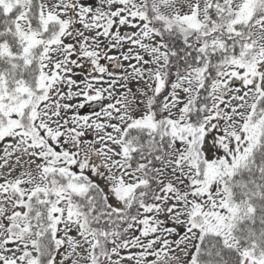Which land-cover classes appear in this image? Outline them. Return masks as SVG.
<instances>
[{
  "label": "snow or ice",
  "instance_id": "snow-or-ice-1",
  "mask_svg": "<svg viewBox=\"0 0 264 264\" xmlns=\"http://www.w3.org/2000/svg\"><path fill=\"white\" fill-rule=\"evenodd\" d=\"M0 264H264V0H0Z\"/></svg>",
  "mask_w": 264,
  "mask_h": 264
}]
</instances>
